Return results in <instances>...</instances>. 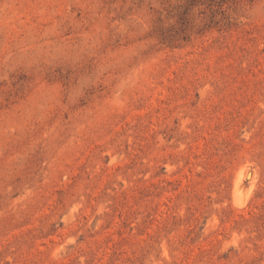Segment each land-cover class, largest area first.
<instances>
[{
  "label": "rangeland",
  "instance_id": "rangeland-1",
  "mask_svg": "<svg viewBox=\"0 0 264 264\" xmlns=\"http://www.w3.org/2000/svg\"><path fill=\"white\" fill-rule=\"evenodd\" d=\"M0 264H264V0H0Z\"/></svg>",
  "mask_w": 264,
  "mask_h": 264
},
{
  "label": "bare ground",
  "instance_id": "bare-ground-1",
  "mask_svg": "<svg viewBox=\"0 0 264 264\" xmlns=\"http://www.w3.org/2000/svg\"><path fill=\"white\" fill-rule=\"evenodd\" d=\"M236 192H237L236 193V200L238 202V201L242 200V196H241V193L240 192H238V191H236Z\"/></svg>",
  "mask_w": 264,
  "mask_h": 264
}]
</instances>
